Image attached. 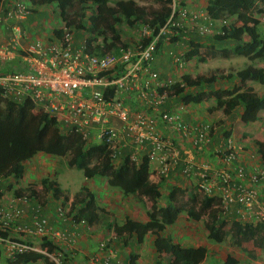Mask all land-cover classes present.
Wrapping results in <instances>:
<instances>
[{"label":"built area","instance_id":"built-area-1","mask_svg":"<svg viewBox=\"0 0 264 264\" xmlns=\"http://www.w3.org/2000/svg\"><path fill=\"white\" fill-rule=\"evenodd\" d=\"M180 1L166 4L169 16L157 28L147 22L128 26L123 21L118 27L121 38L114 43L115 51H105L102 36L89 41L92 35L80 30L77 38L75 28L65 22L55 39L27 43L22 21L30 3L0 0V26L7 33V38L0 41V58L11 60L17 55L25 68L0 75L1 96L31 104L34 113L54 118L63 134L79 136L85 146L104 145L116 165L124 159L136 164L145 160L150 165L148 178L152 182L178 172L194 182L200 194L220 198L222 212L237 205L236 215L243 223L264 221V197L259 194L264 162L257 160L250 166L237 162L239 150L226 138L212 147L214 158L223 164L213 166L205 154L211 145L212 122L184 120L183 103L163 108L178 97L171 86L180 75L175 78L178 71L173 70L161 77L154 65L159 43L184 45L181 41L189 40L193 32L198 37L212 36L228 24L225 18L213 20L205 10H193ZM261 15L264 18V11ZM110 41L108 32L106 42ZM165 53L172 66L181 69L185 64L184 52L171 48ZM4 181L5 176L0 175V186ZM28 192L11 194L0 203V250L8 256L28 253L33 251L28 241L32 238L72 244L78 232L50 224L41 213L39 192L35 191V197ZM32 198L34 203L30 205ZM71 203L61 201L56 205V219L68 220L73 226L86 224L70 213ZM19 204L30 206L31 226L21 222L25 212ZM98 248L104 256L95 255L92 264H111L109 253L104 252L106 241L99 242ZM46 255L50 264H66L61 252Z\"/></svg>","mask_w":264,"mask_h":264},{"label":"trees","instance_id":"trees-1","mask_svg":"<svg viewBox=\"0 0 264 264\" xmlns=\"http://www.w3.org/2000/svg\"><path fill=\"white\" fill-rule=\"evenodd\" d=\"M28 1L32 4L56 2L61 20L67 26L73 25L81 32H89L92 35L89 41L102 36L105 51H115L114 43L121 38L118 27L123 21L128 26L147 22L157 28L165 22L170 13L166 6L170 0H154L160 3V6L150 10L137 5L133 0H117L114 4H110V0ZM179 3L183 4L182 1ZM263 11L264 0H207L205 12L211 19L230 20L220 32L210 36L212 41L217 44L230 42L225 55L247 54L249 60L264 61V38H261L258 32L260 24L258 15ZM108 32L111 33V41L107 43ZM56 35H59L58 30ZM161 44L162 42L159 43L157 53L160 52ZM188 44L190 47L184 52L183 59L189 61L197 57L200 61H204V58L200 57L204 46L193 38L188 40ZM215 78L214 75L191 77L183 73L179 81L171 86L172 92L178 94L175 101L185 104L212 99L211 110H220L224 115H229L240 109L241 122L255 121L258 112L264 110V94H256L252 88L245 87L244 83L252 81L264 85V66L246 65L243 69L228 73L226 76L220 74L218 88L213 87ZM233 79H237L238 84L232 83L226 88L220 85L221 81L230 82ZM61 131L54 118L43 113H34L31 104L6 100L0 93V175L17 179L23 172V163L26 160L37 153H45L65 157L68 167L81 169L85 178H105L108 185L118 188L125 196L134 194L138 198L146 197L147 220L140 222L127 217L122 224L114 225L113 230L117 236L134 234L138 242H141L147 233L153 235L155 251L166 254V264H199L205 257L204 246H182L172 242L168 236L161 235L165 227L172 224L182 210H185L187 217L192 219L206 215L207 221L204 224L207 238L215 242H222L228 237L232 246L243 251L245 250L242 248V243L247 241H251L256 248L264 249V221L255 224L243 223L236 215L237 205H230L227 213L222 212L220 198L200 194L196 184H191L185 187L169 186L165 196L166 204L160 206L157 200L161 196L159 188L163 179H160L159 183L150 182L147 161L142 160L136 164L124 159L116 165L110 161V153L104 145L85 146L79 136L75 134L67 136ZM257 145L262 152L263 144L257 142ZM92 158L96 163L88 166L87 163ZM42 185L44 191L50 190L51 195L56 199L61 197L62 202L67 201L68 192L64 193L55 179L45 178L42 180ZM30 194L33 196L34 193L30 192L29 196ZM179 196L185 197L184 202L177 201ZM93 198V195L85 194L79 202L77 199L72 200L70 213L88 224L98 220L101 211ZM40 257L39 254L30 253L18 256L23 262L35 261ZM237 263L238 260L228 253L220 264Z\"/></svg>","mask_w":264,"mask_h":264},{"label":"crops","instance_id":"crops-1","mask_svg":"<svg viewBox=\"0 0 264 264\" xmlns=\"http://www.w3.org/2000/svg\"><path fill=\"white\" fill-rule=\"evenodd\" d=\"M187 0H184L186 2ZM207 0H204L202 2L203 9L205 10ZM30 1L27 4L29 5ZM55 3L56 2H52ZM31 4V8L29 9L28 14L26 15L25 19L22 21V26L25 29L27 40L26 42H30L34 39H40V41L47 42L49 40L55 39V37L60 35V28L63 25L62 23L64 21L61 20L59 15V9L58 13H56L53 9L46 8L49 4ZM194 3H192L191 6L198 7ZM42 6L41 10H39L41 13H44L43 18H35L33 17V13L37 11V7ZM57 6V5H56ZM58 8V7H57ZM191 8V7H190ZM198 9V8H197ZM57 15V16H55ZM59 31V35H56V31ZM81 36V32L76 31V37L79 38ZM190 38L193 37L197 43H200L201 45H206V42H203L196 34L193 32L189 34ZM203 37V36H201ZM7 38L6 31L0 26V41L5 40ZM210 39L209 44L214 45L215 43L212 41V38L209 36L207 37ZM183 44H178L176 46L174 45H165L164 47L166 50L169 49H176L179 50L181 47V51L189 49L188 40L181 41ZM204 48V47H203ZM165 50V52H166ZM163 52L155 61V67L161 72H165L166 70L170 69L172 65H168L165 58H167L166 53ZM165 55V57H164ZM165 62V63H164ZM6 63V65L4 64ZM264 64V63H263ZM262 67V66H258ZM24 64L21 61V59L16 55L11 60H3L0 58V75L4 74L6 72L14 71V70H24ZM163 69V71L161 70ZM185 70V69H184ZM237 70H235L236 72ZM173 72V71H172ZM170 73V72H169ZM213 84L214 88L219 87V82H214ZM232 83L238 84V80L233 81H221L220 85H223L224 88L227 86H231ZM245 87L252 88L253 91L258 94L262 95L264 94V85L258 84L256 82L252 81H246L244 83ZM258 90V91H257ZM211 104H213V100H209ZM177 102L175 99L167 102L163 108H175L177 106ZM212 106V105H211ZM210 106V107H211ZM186 112H184L183 117L186 121H207L211 120L213 131L211 133V145L205 152L207 154V160L208 162H211L213 166L215 167H221L223 164L222 162L217 161L214 158L212 147L220 144L223 142L226 138H229L233 141L234 145L238 148V160L237 162L241 164H245L247 166H250L252 162H256L257 160H262L264 162V139L260 138L262 136V128H264V110H260L258 112V118L253 121L252 127H244L241 124V121L239 119V112L240 109H236L229 115H224L220 110H211L209 111V116L205 115L203 109L206 110L205 107L199 106L197 108L198 111H190L186 105ZM222 119L217 120V118L220 116ZM220 124H219V123ZM162 127V126H161ZM257 127H261V131H258L259 134L256 135L255 131L257 130ZM162 130V128H161ZM235 130V131H234ZM257 132V133H258ZM257 142H261L263 144V151H259ZM35 156V155H34ZM32 159V157L30 158ZM29 160V159H28ZM26 160L25 162H28ZM24 162V163H25ZM24 163H23V171H24ZM121 163V162H119ZM117 163V164H119ZM41 167H46L45 163L40 164ZM150 169V165H148V172ZM23 173V172H22ZM52 172H44L43 169H40L39 171L35 172V181H30L29 179H26L24 175L21 174V176L17 179L11 177V176H5V181L0 186V203H4L8 200V198L11 196V194L19 195L21 193H26V191H30L35 193V191L38 192L37 189H39V193L37 196L40 197L43 207L41 208V213L46 215L48 217V221L50 224H52L54 227L62 230H66L68 232H75L77 231V237L74 239V242L70 245H67L64 242H51L44 238H36V239H28L29 244L32 246L33 251H30L28 253L30 254H39L41 257L36 259L35 261L30 262H23L22 259L18 258L19 255L16 256H8V254L4 250H0V264H50L49 261L46 260V257L48 253H57L61 252L62 256L65 260L66 264H92V258L95 255H98L99 257H103V252L99 250L98 244L101 241H106V251L109 253V257L111 258V264H161V260L166 261V254L164 253H157L155 251L154 246L149 245L146 248V245H144V239L149 235V233L145 234L142 241L138 242L136 236L134 234L126 235H116L114 233L113 227L114 225H120L122 224L125 219L131 218L136 221L145 222L147 220L146 210L148 208V201L146 197H140L138 198L134 194L124 195L118 188L112 187L107 184L106 179L103 177H98L97 180H95V184L93 187L97 190V193L99 194V198L96 197L95 191H92L90 189L83 187V193L81 195L77 194H70L68 193V201H74V199H77V202L82 200L85 196V194L93 195V199L98 206L99 210V218L98 220L94 221L93 223L88 224L86 221V224L78 223L77 226H73L70 221L68 220H58L56 219V205L63 201L60 198L56 199V197H53L51 195L50 190L44 191L42 180L45 178H48L49 180L53 179ZM25 178V179H24ZM88 180L94 179L92 178H86ZM160 179H163L162 184L160 185V194L161 196L157 200V204L160 206H164L166 204V193L168 191L169 186L177 185V186H188L191 184H194L191 180H186L184 177H182L178 172L170 173L167 176H162L161 178L154 179V183H159ZM24 180V181H23ZM150 180V178H149ZM56 181V180H55ZM150 182H152L150 180ZM57 183V181H56ZM58 185V183H57ZM59 187V185H58ZM167 187L162 190V188ZM23 188H27L26 190H23ZM32 188V190H31ZM60 188V187H59ZM61 189V188H60ZM18 192H16V191ZM35 190V191H34ZM62 190V189H61ZM21 191V192H20ZM64 193L67 191L62 190ZM28 192V193H30ZM85 193V194H84ZM36 194V193H35ZM30 194V197H35ZM260 197H264V181L261 183L260 189H259ZM78 197V198H77ZM179 196L178 198H180ZM183 197V196H182ZM163 198V199H162ZM177 198V201H178ZM179 202V201H178ZM34 203V199L32 198L30 200V205ZM21 208H23L25 215L21 222L25 223L27 226H31L30 221V206H26L24 204H19ZM184 213V214H183ZM206 215H203L199 219H192L187 217L185 210H182L179 215L177 216V219L174 221L179 222L178 225H176V229L178 232L174 233L175 238H179L182 240L183 245L186 247H197V246H204L206 248V253L204 259L199 264H206V261L211 258H216V260H221V262L225 259L226 254L230 253L232 254L237 260V264H264V251L258 250L254 253H251L249 251H241L237 250L238 248H232V250L229 248L225 251L219 250L220 245H208L207 242H205V239L207 238V232L205 229V222L207 221L205 218ZM173 222V223H174ZM167 226L165 229L161 232L162 236H168L170 240L174 243H179L171 237V233H165ZM180 244V243H179ZM181 245V244H180ZM166 264V263H165Z\"/></svg>","mask_w":264,"mask_h":264},{"label":"rangeland","instance_id":"rangeland-1","mask_svg":"<svg viewBox=\"0 0 264 264\" xmlns=\"http://www.w3.org/2000/svg\"><path fill=\"white\" fill-rule=\"evenodd\" d=\"M117 0H110V4H114V2ZM137 5L139 6H144L147 10L153 9V8H157L160 6V3H158L157 1L154 0H133ZM184 1V0H182ZM204 0H187L185 2V5L193 10L196 11H203V2ZM192 3H194L196 6L198 7H194L191 6ZM193 4V5H194ZM31 5V4H30ZM42 6L37 7V11H35L33 13V17L35 18H43L44 17V13L40 12L39 10H41ZM46 8L53 9L56 13H58V8L56 6L55 3H51L50 5H47ZM198 8V9H197ZM71 16L72 14L69 13ZM57 16V15H55ZM226 19V18H225ZM258 19L260 20V24L258 25V32L260 34L261 38H264V18H262V15H258ZM227 22H229V19H226ZM75 22H77V19L75 20ZM219 25V24H218ZM72 27H74L72 25ZM75 28V27H74ZM76 31H80V29L75 28ZM120 31V30H119ZM127 36V35H125ZM207 37L209 36H203L200 37L202 38L201 40L203 42H206L204 45V48L202 49V53L200 54V57L204 58V61H200V59L193 58L189 61H185L183 67L181 69L177 68V66H171L170 69L166 70L165 72H161V77H166L167 74L170 72V74H172L173 70H177L178 73H176V75L174 76L175 78H178L177 76H181L183 73L184 74H189L191 77H194L196 75H205V76H216L215 80L216 82H218V76L221 74L223 76H226V74L228 73H234L235 70H240L243 69L244 67H246V65H252L253 67H258V66H264V61H261L259 59L257 60H249L247 57V54L244 55H233L228 53L227 55H225V52H228V49L230 47V42H224L221 44H217L215 43L214 45H210L209 41L210 39H208ZM193 38V37H191ZM35 40H40V39H34ZM195 40V39H194ZM166 48L164 46L160 47V52L157 53V59L159 60V56L161 54H163V52H165ZM174 51H176L177 53L181 52V47L179 50L173 49ZM185 52V50L182 51V53ZM250 54V53H249ZM165 57V55H164ZM166 62L168 63V65L170 63L169 59H166ZM156 61V58H155ZM154 61V64H155ZM165 63V62H164ZM4 64V63H3ZM6 65V63L4 64ZM185 69V70H184ZM163 71V69H161ZM169 74V75H170ZM258 91V90H257ZM186 107L190 110V111H198V109L201 108H197L199 106L205 107V109H203L204 114L209 116V108L212 105L210 103L209 100L207 101H198V102H188L185 103ZM209 111V112H207ZM222 115H220L217 120H221ZM264 116V115H263ZM202 121V120H199ZM209 122H211V120H207ZM190 122V121H189ZM195 122V121H192ZM219 123V122H218ZM220 124V123H219ZM241 124L246 128V127H252L253 123L249 122V123H243L241 122ZM235 131V130H234ZM258 131H261V127L258 128L255 131L256 135L259 134ZM258 132V133H257ZM263 134L260 138L264 139V128H262L261 131ZM98 140H95V143H98ZM66 158L65 157H58V156H54V155H49V154H45V153H37L35 156L32 157V159H29L28 162L24 163V171L22 173V175H24V177L26 179H29L30 181H35V172L39 171L40 169H43L44 172L48 173V172H52V176L53 179H55L59 185V187L62 190L67 191L70 194H79L81 195L83 193V187L90 189L92 191H95L96 197L99 198V194L97 193V190L93 187V185L95 184V180H97L98 177H94V179L92 180H88L84 177L83 172L81 169H77L75 167H68V165L66 164ZM41 163H45L46 167H41ZM96 163L95 159H90L88 161V166H92ZM24 178V179H25ZM24 181V180H23ZM167 187L162 188L165 189ZM27 188H23V190H26ZM32 189V188H31ZM38 192L39 189H37ZM21 192V191H20ZM27 192V191H26ZM81 193V194H80ZM163 199V198H162ZM75 200V199H74ZM185 197H180L178 198V201L180 203L184 202ZM184 214V213H183ZM206 219V217H203L202 219ZM178 221V220H177ZM174 222L170 225H167L166 228V234L167 233H171V237H173L174 239H176L177 242H179L181 245H183L182 240H180L179 238H175L174 237V233L178 232L177 230H175L177 227L176 225L179 224V222ZM163 235V233H162ZM144 245H146V248L151 245L153 246V235L149 234L145 239H144ZM205 242H207L208 245H220L219 250L225 251L227 249L232 250V248H238V247H234L230 244V239H228V237L225 238L224 241L222 242H215L209 238L205 239ZM217 243V244H216ZM150 247V246H149ZM242 248L245 251H249L251 253H254L258 250H263L264 249H259L253 246L251 241H247V242H243L242 243ZM237 250H239V252L243 251L242 249L238 248ZM244 252V251H243ZM221 260H216V258H211L208 259L206 261V264H220ZM161 264H165V261L161 260Z\"/></svg>","mask_w":264,"mask_h":264},{"label":"clouds","instance_id":"clouds-1","mask_svg":"<svg viewBox=\"0 0 264 264\" xmlns=\"http://www.w3.org/2000/svg\"><path fill=\"white\" fill-rule=\"evenodd\" d=\"M80 32V31H79Z\"/></svg>","mask_w":264,"mask_h":264}]
</instances>
